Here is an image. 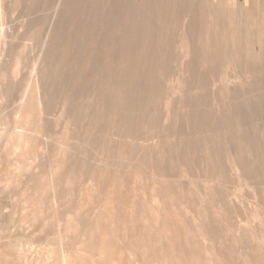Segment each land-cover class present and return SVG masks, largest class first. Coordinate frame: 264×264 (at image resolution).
<instances>
[{
	"label": "rangeland",
	"instance_id": "rangeland-1",
	"mask_svg": "<svg viewBox=\"0 0 264 264\" xmlns=\"http://www.w3.org/2000/svg\"><path fill=\"white\" fill-rule=\"evenodd\" d=\"M156 4L0 0V264H264V0Z\"/></svg>",
	"mask_w": 264,
	"mask_h": 264
},
{
	"label": "bare ground",
	"instance_id": "bare-ground-1",
	"mask_svg": "<svg viewBox=\"0 0 264 264\" xmlns=\"http://www.w3.org/2000/svg\"><path fill=\"white\" fill-rule=\"evenodd\" d=\"M147 1H152V3L157 5L156 3L161 4V2L164 1V0H162V1L161 0H147ZM261 4H262V2H261ZM147 9H148V11H149V13L151 15V8L148 7ZM211 10H213V9H211ZM145 15H147V13ZM154 18H156V17H154ZM249 21H251V20L249 19ZM256 27L257 28L254 29V30H252L250 27H249L250 29L247 30L246 29L247 27H246L245 30H244L245 33L244 32L242 33V35L245 36L247 44H250L252 42V40H253L255 35L260 37L261 40H263V42H264V18H261L258 21V26H256ZM241 58H242L241 59V66L244 69H246L248 72H251V73L255 74L257 72V70L261 68L260 65H259V59H258V55L257 54H243ZM252 85H253L252 86L253 87V91H255V93H254V96H253V101L254 102H253L252 106L248 110L249 111V119L254 118L255 115H259L261 118H264V78H262V77L259 78V79L256 78L252 82ZM250 129H253V126L251 124H249V130L248 131H249L250 134H252V131ZM247 136L248 135L246 134V136L244 137V140L247 143H250V141L254 140L253 134L249 135L248 137Z\"/></svg>",
	"mask_w": 264,
	"mask_h": 264
}]
</instances>
